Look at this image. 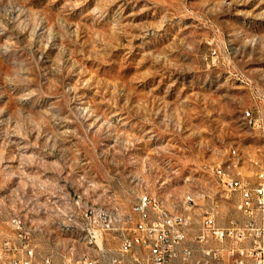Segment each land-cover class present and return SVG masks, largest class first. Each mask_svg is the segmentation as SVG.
I'll use <instances>...</instances> for the list:
<instances>
[{
    "label": "rangeland",
    "instance_id": "rangeland-1",
    "mask_svg": "<svg viewBox=\"0 0 264 264\" xmlns=\"http://www.w3.org/2000/svg\"><path fill=\"white\" fill-rule=\"evenodd\" d=\"M261 160L264 0H0V244L106 264L117 234L104 255L85 212L123 220L148 194L176 213L198 197L197 264L218 246L194 241L206 211L244 220L213 169L252 178Z\"/></svg>",
    "mask_w": 264,
    "mask_h": 264
},
{
    "label": "built area",
    "instance_id": "built-area-1",
    "mask_svg": "<svg viewBox=\"0 0 264 264\" xmlns=\"http://www.w3.org/2000/svg\"><path fill=\"white\" fill-rule=\"evenodd\" d=\"M244 116L252 123L250 111H246ZM232 166H219L213 169V173L227 194L237 198L235 208L244 220L232 219L226 226H221L217 222L216 210L206 211L194 241L199 245L214 241L218 246L204 248V258L197 264H213L225 256L234 257L236 264L250 260L264 264V162L255 163L252 178L244 177L241 172L235 173ZM197 198L182 205L180 211L171 213L160 207L150 195L142 194L132 211L123 213V220L111 219L110 211L100 214V207L93 208L84 214L86 226L83 231L91 232V246L98 247L104 255L109 250H103L99 242L106 235L117 234L118 253L115 257L108 254L106 264H126L128 257L131 264H194V249L188 245L187 238L194 224L193 210L197 206ZM130 225L133 226L129 229ZM13 227L20 241L27 238L28 233L24 232L20 220H14ZM13 247L11 241L0 244V264H53L50 258L39 262L34 248L27 241L21 251ZM137 250H144L148 255L142 257ZM15 251H18L16 256L13 255ZM9 252H12L10 257ZM64 264L104 263L92 255L83 254L77 260Z\"/></svg>",
    "mask_w": 264,
    "mask_h": 264
},
{
    "label": "bare ground",
    "instance_id": "bare-ground-1",
    "mask_svg": "<svg viewBox=\"0 0 264 264\" xmlns=\"http://www.w3.org/2000/svg\"><path fill=\"white\" fill-rule=\"evenodd\" d=\"M244 119L248 120V119H250V118H247V117L244 116ZM259 162H264V160H261V161H259ZM191 199H193V198H189V200H187V202L191 201ZM187 202H186V203H187ZM104 214H107V213L105 212ZM85 255H88V254H85Z\"/></svg>",
    "mask_w": 264,
    "mask_h": 264
}]
</instances>
